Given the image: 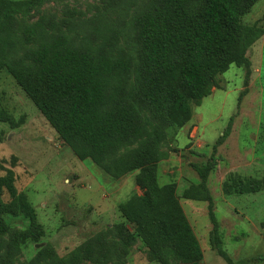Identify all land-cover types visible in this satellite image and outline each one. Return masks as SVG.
<instances>
[{
	"label": "trees",
	"instance_id": "trees-1",
	"mask_svg": "<svg viewBox=\"0 0 264 264\" xmlns=\"http://www.w3.org/2000/svg\"><path fill=\"white\" fill-rule=\"evenodd\" d=\"M258 1L158 0L136 20L143 49L140 74L130 87L129 59L79 48L62 31L46 30L45 18L21 29V20L44 0H0V72L6 69L11 74L79 160H91L113 178L139 170L137 184L143 190L119 206L134 233L115 225L119 242L109 243L107 233L101 232L64 257L47 244L22 264H113L115 254L131 248L138 237L161 264H170L171 259L199 264L195 257L202 248L177 185L158 183L165 135L145 112L152 109L166 116L171 126L183 128L192 118V105L200 106L212 94L219 75L233 65L249 67V50L263 31L257 25H243L241 19ZM33 42L40 44L31 46ZM0 122L16 126L5 112H0ZM232 124L233 118L216 141L215 151L230 136ZM214 167V157L205 165H193L201 182L185 190L183 198L208 202L214 247L227 264H236L222 248L207 186ZM223 191L257 194L264 191V180L230 174ZM5 215H24L30 221L6 244L12 230ZM43 235L35 209L8 170L0 177V264H20L21 243L38 241Z\"/></svg>",
	"mask_w": 264,
	"mask_h": 264
},
{
	"label": "rangeland",
	"instance_id": "rangeland-1",
	"mask_svg": "<svg viewBox=\"0 0 264 264\" xmlns=\"http://www.w3.org/2000/svg\"><path fill=\"white\" fill-rule=\"evenodd\" d=\"M157 4L158 0H44L21 20L20 27L23 30L24 24L45 18L46 30L62 31L79 48L129 59L131 87L140 74L143 49L136 20ZM241 23L263 31L249 50V67L233 65L219 75L212 94L200 106L192 105V118L183 128L171 126L166 116L152 109L145 112L165 135L163 159L157 164L158 183L177 185L180 203L202 248V254L195 257L199 264H227L213 244L208 202L183 198L185 190L201 182L193 165H205L212 157L215 167L207 186L222 248L236 264H264V191L249 195L223 191L230 174L264 180V0ZM0 112L16 122L15 127L0 122V177L8 170L14 172L16 188L27 195L44 230L38 241L21 243L20 264L32 260L47 244L60 257L67 256L101 232L107 233L109 243L119 242L115 225L134 233L119 206L143 194L137 184L139 170L113 178L91 160H79L6 69L0 72ZM231 118V134L215 151ZM4 220L12 230L4 244L30 224L24 215H5ZM113 264L161 263L138 237L131 248L115 254ZM170 264L181 262L171 259Z\"/></svg>",
	"mask_w": 264,
	"mask_h": 264
}]
</instances>
